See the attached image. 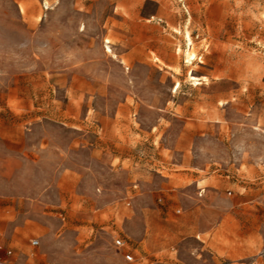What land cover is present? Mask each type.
<instances>
[{
    "label": "rangeland",
    "instance_id": "obj_1",
    "mask_svg": "<svg viewBox=\"0 0 264 264\" xmlns=\"http://www.w3.org/2000/svg\"><path fill=\"white\" fill-rule=\"evenodd\" d=\"M6 263L264 264V0H0Z\"/></svg>",
    "mask_w": 264,
    "mask_h": 264
},
{
    "label": "built area",
    "instance_id": "obj_2",
    "mask_svg": "<svg viewBox=\"0 0 264 264\" xmlns=\"http://www.w3.org/2000/svg\"><path fill=\"white\" fill-rule=\"evenodd\" d=\"M40 244V241L38 239H32V245L37 246ZM115 244L118 248H125L127 246V242L121 238V237H117L115 239ZM9 253H12V251L10 250ZM125 259L129 262H132L135 260V256L131 251H127L125 253ZM47 264H55V263H47Z\"/></svg>",
    "mask_w": 264,
    "mask_h": 264
},
{
    "label": "crops",
    "instance_id": "obj_3",
    "mask_svg": "<svg viewBox=\"0 0 264 264\" xmlns=\"http://www.w3.org/2000/svg\"><path fill=\"white\" fill-rule=\"evenodd\" d=\"M118 249H120V250H122V249H124L125 250V252H124V258H125V253L127 252V251H131V249H129V246L127 245L125 248H118ZM132 252V251H131ZM133 253V252H132ZM135 256V255H134ZM126 260V259H125ZM127 261V260H126ZM135 261V260H134ZM129 262V261H128ZM133 262V261H132ZM47 264V263H46Z\"/></svg>",
    "mask_w": 264,
    "mask_h": 264
},
{
    "label": "bare ground",
    "instance_id": "obj_4",
    "mask_svg": "<svg viewBox=\"0 0 264 264\" xmlns=\"http://www.w3.org/2000/svg\"><path fill=\"white\" fill-rule=\"evenodd\" d=\"M188 36H189V41H190V43L192 44V38H191V36L188 34ZM109 42V41H108ZM195 56V54L194 53H190L189 54V58L191 59V58H193ZM7 264V263H6Z\"/></svg>",
    "mask_w": 264,
    "mask_h": 264
}]
</instances>
